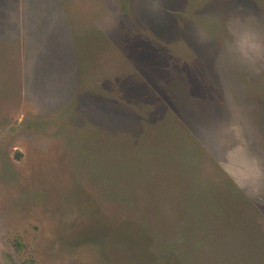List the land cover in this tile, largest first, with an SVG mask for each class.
<instances>
[{
	"label": "rangeland",
	"instance_id": "obj_1",
	"mask_svg": "<svg viewBox=\"0 0 264 264\" xmlns=\"http://www.w3.org/2000/svg\"><path fill=\"white\" fill-rule=\"evenodd\" d=\"M246 17L0 0V264H264V82L205 35Z\"/></svg>",
	"mask_w": 264,
	"mask_h": 264
},
{
	"label": "clouds",
	"instance_id": "obj_2",
	"mask_svg": "<svg viewBox=\"0 0 264 264\" xmlns=\"http://www.w3.org/2000/svg\"><path fill=\"white\" fill-rule=\"evenodd\" d=\"M205 35L216 40L221 47L218 59L225 69L236 72L244 68L264 82V76H261L264 71V31L258 27L254 18L233 20L228 25L213 22L211 31ZM226 105L235 119H243V109L238 99L228 95Z\"/></svg>",
	"mask_w": 264,
	"mask_h": 264
},
{
	"label": "trees",
	"instance_id": "obj_3",
	"mask_svg": "<svg viewBox=\"0 0 264 264\" xmlns=\"http://www.w3.org/2000/svg\"><path fill=\"white\" fill-rule=\"evenodd\" d=\"M25 264H33V263L29 262V263H25Z\"/></svg>",
	"mask_w": 264,
	"mask_h": 264
}]
</instances>
